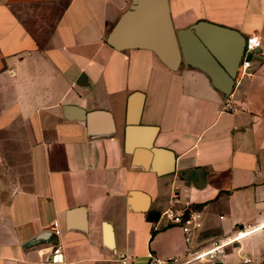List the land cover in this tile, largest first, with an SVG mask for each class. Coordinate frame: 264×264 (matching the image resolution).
Here are the masks:
<instances>
[{"label":"crops","instance_id":"obj_1","mask_svg":"<svg viewBox=\"0 0 264 264\" xmlns=\"http://www.w3.org/2000/svg\"><path fill=\"white\" fill-rule=\"evenodd\" d=\"M162 1L174 68L107 44L132 0H0V264L183 255L161 215L173 193L199 215L192 248L244 226L216 264L264 259V0ZM254 35L245 72L218 87Z\"/></svg>","mask_w":264,"mask_h":264},{"label":"water","instance_id":"obj_2","mask_svg":"<svg viewBox=\"0 0 264 264\" xmlns=\"http://www.w3.org/2000/svg\"><path fill=\"white\" fill-rule=\"evenodd\" d=\"M202 26L193 27L197 31ZM246 38L228 63L229 79L215 84L225 91H231L237 68L242 59ZM108 45L116 48L143 47L157 54L161 61L170 68L177 65V44L172 31L169 14L162 0H132V7L123 13L107 35ZM212 41L206 40L211 47ZM93 116H89L92 119Z\"/></svg>","mask_w":264,"mask_h":264},{"label":"built area","instance_id":"obj_3","mask_svg":"<svg viewBox=\"0 0 264 264\" xmlns=\"http://www.w3.org/2000/svg\"><path fill=\"white\" fill-rule=\"evenodd\" d=\"M261 44L260 38L256 35L246 37L243 56L237 69L238 74H243L249 66V61L246 55L253 52L254 49L259 48ZM180 206V207H179ZM167 219L170 225L178 227L184 234V240L187 245L186 251L183 255L174 256L168 259L160 258L152 253L147 256L146 264H216L220 262L227 255V248L237 244L250 231L244 227L235 228V234L231 238L217 239L210 242L208 246L200 245L192 248L191 241L194 231L200 227L198 221V213L188 204H181L177 193H173L168 207L161 214ZM50 231L55 237L61 234L58 221H53L50 225ZM60 249L55 246L52 250V255L59 254ZM120 264H130L128 257L120 255L118 257ZM251 259L245 258L241 264H250Z\"/></svg>","mask_w":264,"mask_h":264},{"label":"rangeland","instance_id":"obj_4","mask_svg":"<svg viewBox=\"0 0 264 264\" xmlns=\"http://www.w3.org/2000/svg\"><path fill=\"white\" fill-rule=\"evenodd\" d=\"M7 196H8V194H6V195H0V198L6 199ZM245 255H246L245 253H241L240 255H237L235 252H233L232 255L228 258V260H227L226 263L232 262L234 264H241L239 261H240L241 257L242 256H245ZM251 264H264V259H262V260H260L258 262L256 259L252 258Z\"/></svg>","mask_w":264,"mask_h":264},{"label":"bare ground","instance_id":"obj_5","mask_svg":"<svg viewBox=\"0 0 264 264\" xmlns=\"http://www.w3.org/2000/svg\"><path fill=\"white\" fill-rule=\"evenodd\" d=\"M249 233L246 234V236L248 235Z\"/></svg>","mask_w":264,"mask_h":264}]
</instances>
